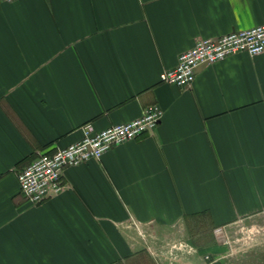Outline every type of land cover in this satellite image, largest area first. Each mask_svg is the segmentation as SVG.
Instances as JSON below:
<instances>
[{
  "label": "crops",
  "instance_id": "1",
  "mask_svg": "<svg viewBox=\"0 0 264 264\" xmlns=\"http://www.w3.org/2000/svg\"><path fill=\"white\" fill-rule=\"evenodd\" d=\"M262 23L264 0H0V264H158L164 230L190 264H264V51L158 79L198 38ZM153 103V130L64 168L60 192L18 190L83 123Z\"/></svg>",
  "mask_w": 264,
  "mask_h": 264
},
{
  "label": "built area",
  "instance_id": "2",
  "mask_svg": "<svg viewBox=\"0 0 264 264\" xmlns=\"http://www.w3.org/2000/svg\"><path fill=\"white\" fill-rule=\"evenodd\" d=\"M11 1V0H9ZM264 51V23L248 29L232 31L214 37H200L193 47L179 54L173 67L163 69L158 79L161 82L187 87L194 81L195 69L201 64H210L239 53L257 55ZM163 111L159 105L148 104L141 115L126 122L114 123L96 130L92 121L80 126L81 137L66 146L51 152H41L16 171L18 190L36 204L51 193H58L64 187L62 172L64 168L76 166L89 159H100L114 145L137 139L147 131L153 130L161 120ZM162 243L159 251H153L158 264H190L188 259L196 249L181 238ZM205 258L209 257L205 255Z\"/></svg>",
  "mask_w": 264,
  "mask_h": 264
},
{
  "label": "rangeland",
  "instance_id": "3",
  "mask_svg": "<svg viewBox=\"0 0 264 264\" xmlns=\"http://www.w3.org/2000/svg\"><path fill=\"white\" fill-rule=\"evenodd\" d=\"M177 234V235H176ZM239 236H241L240 237V240L238 239V240H236L237 241V244H242V243H244V241H245V239L247 238V236L244 234V233H240L239 234V231H238V233H237ZM184 235V233L182 232V231H168V230H164V235H163V237H164V242L166 243V242H169L168 240V237L170 238V239H174V238H181V239H184V240H186L188 243H190L187 239H186V237L185 236H183ZM191 244V243H190ZM209 258L208 259H210L211 258V256L210 255H207ZM204 258H205V256H204ZM206 259V258H205Z\"/></svg>",
  "mask_w": 264,
  "mask_h": 264
},
{
  "label": "water",
  "instance_id": "4",
  "mask_svg": "<svg viewBox=\"0 0 264 264\" xmlns=\"http://www.w3.org/2000/svg\"><path fill=\"white\" fill-rule=\"evenodd\" d=\"M205 64H201V65H199L197 68H196V70L198 69V68H200V67H202V66H204Z\"/></svg>",
  "mask_w": 264,
  "mask_h": 264
}]
</instances>
